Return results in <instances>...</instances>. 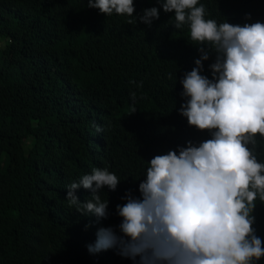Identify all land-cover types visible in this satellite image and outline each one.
Here are the masks:
<instances>
[{"label":"trees","instance_id":"16d2710c","mask_svg":"<svg viewBox=\"0 0 264 264\" xmlns=\"http://www.w3.org/2000/svg\"><path fill=\"white\" fill-rule=\"evenodd\" d=\"M199 2L218 24L264 23V0ZM133 3L136 20L88 0H0V264H137L88 246L102 227L120 234L116 206L128 192L141 198L154 156L211 138L179 113L180 81L201 57L189 26L175 29L158 0ZM152 7L159 19L142 23ZM214 59L202 61L210 80ZM256 151L264 162L259 135ZM94 168L121 180L101 190L109 215L99 220L66 200L67 186ZM75 194L82 203L91 196Z\"/></svg>","mask_w":264,"mask_h":264},{"label":"clouds","instance_id":"9594fccd","mask_svg":"<svg viewBox=\"0 0 264 264\" xmlns=\"http://www.w3.org/2000/svg\"><path fill=\"white\" fill-rule=\"evenodd\" d=\"M158 2L174 13L175 29L188 25L199 45L196 67L180 81L187 99L179 113L211 138L154 156L139 184L141 198L128 192L116 206L120 234L102 227L88 250L115 248L137 264H260L264 211L256 201L264 203V162L256 147L257 135L264 137V23L218 24L205 18L199 0ZM88 7L128 17L135 11L133 0H88ZM139 19L151 25L159 9H145ZM213 54L210 80L200 73ZM120 181L107 168H94L67 186L66 200L82 215L107 218L109 201L100 192L115 191ZM81 187L91 192L83 203L75 194Z\"/></svg>","mask_w":264,"mask_h":264}]
</instances>
